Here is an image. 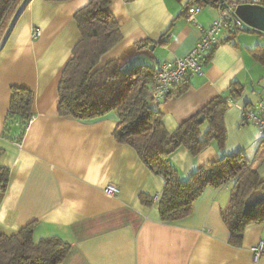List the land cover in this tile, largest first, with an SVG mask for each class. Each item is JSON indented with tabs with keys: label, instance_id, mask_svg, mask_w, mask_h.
Masks as SVG:
<instances>
[{
	"label": "crops",
	"instance_id": "0c3cea01",
	"mask_svg": "<svg viewBox=\"0 0 264 264\" xmlns=\"http://www.w3.org/2000/svg\"><path fill=\"white\" fill-rule=\"evenodd\" d=\"M89 2L32 0L0 47V148L2 165L10 170L8 189L0 195V233L12 236L35 222L36 240L57 236L70 245L63 264H264V256L255 262L252 252L264 241V224L247 227L242 246L229 243L222 217L229 188H207L188 217L162 222L157 200L149 206L140 196L158 197L164 179L133 148L115 139L116 112L90 121L60 115L61 76L81 39L74 17ZM186 2L112 0L110 11L123 39L102 57L100 66L123 57V72H129L187 56L200 41L202 27L218 14L216 5H204L198 24H193ZM34 28L41 30L38 39L32 38ZM253 34L259 36L239 34L237 41L224 42L232 34L223 32L213 54L204 57L203 73L190 75L184 81L188 89L157 108L173 132L239 83L243 89L225 115L224 151L242 153L264 179V132L244 124L239 109L264 97V67L249 52L264 45V39ZM137 45L138 52L132 54ZM13 87L34 93L33 117L21 143L2 137ZM219 157L213 144L196 157L181 148L171 162L185 181ZM110 184L118 188L113 197L104 192Z\"/></svg>",
	"mask_w": 264,
	"mask_h": 264
},
{
	"label": "trees",
	"instance_id": "16d2710c",
	"mask_svg": "<svg viewBox=\"0 0 264 264\" xmlns=\"http://www.w3.org/2000/svg\"><path fill=\"white\" fill-rule=\"evenodd\" d=\"M23 1L0 0V43ZM31 1L26 0L14 23ZM46 1L63 3L70 0ZM111 4L112 0H90L75 14L81 39L61 76L60 115L90 121L116 112L119 119L114 130L115 139L133 148L143 163L164 179V188L156 201L162 222L177 223L188 217L194 202L207 188H229L230 197L222 209V217L230 231L229 243L242 246L247 227L264 224V179L253 162L242 153L228 155L224 151L227 142L225 115L230 100L239 95L243 86L234 82L227 96L212 99L175 131H168L162 113L149 99L153 68L138 66L123 72V57L100 66L102 57L123 39L120 25L110 11ZM207 4L217 6L218 2L187 0L184 7L188 13L194 5ZM241 33L245 32L236 30L224 42H230ZM161 43L167 41L161 39ZM138 46L130 52H138ZM216 47L210 50L212 54ZM249 52L264 67V45ZM187 89L188 85L183 82L171 96H179ZM33 101L34 93L30 89L12 88L10 109L2 133L4 139L22 142L33 117ZM202 116L204 121L200 122ZM213 144L220 152L219 159L182 181L171 162L173 154L185 148L196 157ZM3 155L4 150L0 148V195L7 191L10 182V170L2 165ZM140 198L149 206L155 202V197L149 195ZM36 226L37 223H30L12 236L0 233V264H63L70 245L57 236L36 240Z\"/></svg>",
	"mask_w": 264,
	"mask_h": 264
},
{
	"label": "built area",
	"instance_id": "2783aa9c",
	"mask_svg": "<svg viewBox=\"0 0 264 264\" xmlns=\"http://www.w3.org/2000/svg\"><path fill=\"white\" fill-rule=\"evenodd\" d=\"M261 5L264 0H221L217 4V17L207 27H202V37L195 48L187 56L175 61L158 62L153 67V74L150 80L149 99L156 105L164 102L170 97L174 90L192 74L203 73V61L206 53L220 43L219 36L223 32L233 33L242 29L236 10L240 5ZM203 6L194 5L189 9L188 20L198 24L197 16ZM41 30L34 28L32 38L38 39ZM232 102V100H230ZM241 118L244 124H253L264 132V97L256 103L246 107H239ZM105 194L113 197L118 193L115 185H108ZM158 197L155 198V201ZM255 262L264 256V241L252 248Z\"/></svg>",
	"mask_w": 264,
	"mask_h": 264
},
{
	"label": "water",
	"instance_id": "95a60500",
	"mask_svg": "<svg viewBox=\"0 0 264 264\" xmlns=\"http://www.w3.org/2000/svg\"><path fill=\"white\" fill-rule=\"evenodd\" d=\"M221 0H213V3L219 2ZM26 0L23 1L19 9L17 10L15 16L13 17L4 37L1 41L0 47L5 42L7 35L9 34L13 23L19 14L21 8L25 4ZM236 15L239 19L242 30L247 33L255 32L257 34L264 35V6L261 5H240L236 10ZM155 45L150 47L151 50H154ZM200 122L204 121V116L200 117Z\"/></svg>",
	"mask_w": 264,
	"mask_h": 264
},
{
	"label": "rangeland",
	"instance_id": "374dc122",
	"mask_svg": "<svg viewBox=\"0 0 264 264\" xmlns=\"http://www.w3.org/2000/svg\"><path fill=\"white\" fill-rule=\"evenodd\" d=\"M245 34H248L247 32H245V33H241V35H245ZM255 34H253V36L252 37H257V39H259V36H254ZM237 38V36L235 37V39ZM260 38H262V39H264L262 36H260ZM236 41H237V39H236Z\"/></svg>",
	"mask_w": 264,
	"mask_h": 264
}]
</instances>
